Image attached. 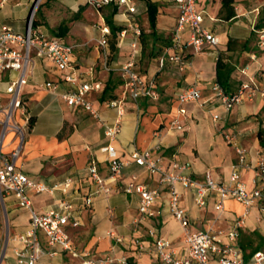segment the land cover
<instances>
[{
    "label": "crops",
    "instance_id": "obj_1",
    "mask_svg": "<svg viewBox=\"0 0 264 264\" xmlns=\"http://www.w3.org/2000/svg\"><path fill=\"white\" fill-rule=\"evenodd\" d=\"M154 1L161 2L157 17L158 33H164L170 26L171 39L177 23L178 6L168 0ZM32 2L33 0H0V32L4 28H11L19 33L25 32ZM133 2L137 11L130 18H142L143 25L148 27L146 1ZM200 2L202 10L206 12L203 25L219 36V46L205 45L201 52H194L188 47L187 66L184 69L169 61L163 69H159L158 63L144 60L141 45L142 52L137 69L147 78H156L159 99L141 97L133 100L125 94L124 81H118V76L121 75L118 68L129 58L133 35L121 34L117 52L107 59L108 48L101 46L98 41L102 35L101 27L106 22L103 12L109 5L104 6V9H96L86 4V0H45L46 10H40L38 18L41 22L34 27L48 36H60L64 41L75 45L73 59L77 68L81 69L80 81L90 79L88 71L92 66L94 79L102 84L101 89L87 94L99 112L97 117L81 106H69L62 99L61 91L53 92L39 86V82L46 79L58 80L61 75V72L46 60L38 61L35 75L24 92L33 124L25 129V140L17 166L30 177L49 184L69 176L73 177L72 187L67 194L61 191L54 194L33 191L30 197L33 207L40 212L55 208L57 201L63 197L73 201L80 225L69 226L68 231L73 247L79 251H89L92 256L101 257L114 248L118 256L127 255L128 260L134 264H153L155 252L150 251L152 241L147 235V229L155 226L162 236L171 240L176 249V257L189 256L184 231L166 203L167 186L159 183L158 175L151 174L132 162L123 169L117 181L106 178L107 154L101 148L108 145L110 140L105 135V122L113 124L117 119L121 121V131L112 141L120 157L128 158L136 149H150L154 155L162 157L169 169H172L174 161L190 162L191 169L184 172L199 180H204V173L210 170L218 180L228 181L231 165L237 156L234 147L225 138L226 133L238 134L240 144L250 151L251 158H256L258 152L264 155V146L260 142L261 131L264 136L262 101L258 98L245 99L231 111L225 112L221 99L213 90V84L217 80L219 50L233 52L227 48L230 38L248 39L253 30V22H257L259 14L256 15L253 10L242 18L236 11L233 19L225 20L219 15L221 0ZM259 7L255 6L253 9ZM123 15L119 11L115 13L113 18L116 24L126 26L118 20L125 16ZM89 18H94L95 23H89L92 21ZM61 25L68 26V31L63 36L58 34ZM255 46L252 51H242L239 56L241 62L233 63L235 69L231 73V81L234 87L229 92L236 91L241 82L249 76L256 77L259 83L264 82V48L258 46V40ZM252 53L257 55L254 60L251 59ZM225 60L231 62L228 57ZM248 64V74H243L241 70ZM8 75L0 74V94L4 102L9 97L2 92ZM109 80L117 85L114 90L117 97L100 100ZM192 85L202 90L201 100L180 105L177 100L178 92ZM112 99L120 100L119 107L109 104ZM211 112L222 113L223 119L214 125ZM16 117L24 124L25 118L20 111H17ZM178 120L183 126L182 129L174 125ZM156 130L160 131V137L154 136ZM18 142V137L9 132L2 152L10 153ZM202 142L206 144L203 145ZM221 145L227 148L225 152H220ZM92 159L96 160L99 173L106 178V184L113 187L109 194L97 191L98 184L88 171ZM134 174L137 175L138 182L161 191V196L154 205L160 213L138 228L133 220L138 216L139 196L125 191V187L133 181ZM251 174L252 171L243 170V180L249 186ZM178 188L181 192V205L188 210L190 229L193 232L208 229L209 223L217 214L214 209L216 194L210 192L207 204L198 207L194 200V188L182 185ZM88 196L92 197L91 204L86 203ZM243 210L242 203L235 198H228L221 219L214 225L215 228L231 229L236 217ZM29 225V210L20 207L13 194L0 197V241L3 240L0 264H18L14 255V249L20 244L17 237L27 231ZM110 230L122 236L123 240L118 242L114 236L108 234ZM137 237L143 240L146 247L142 255H138L136 251L134 240ZM239 243L247 260L251 259L255 251L264 250V212L258 205H255L248 215L246 226L241 230ZM43 246L46 251L43 260L49 264H84L81 257L63 250L57 244H49L45 236ZM211 264L217 263L212 261Z\"/></svg>",
    "mask_w": 264,
    "mask_h": 264
},
{
    "label": "built area",
    "instance_id": "obj_2",
    "mask_svg": "<svg viewBox=\"0 0 264 264\" xmlns=\"http://www.w3.org/2000/svg\"><path fill=\"white\" fill-rule=\"evenodd\" d=\"M178 6L177 23L173 36L168 45L164 46L158 58L159 69H163L166 62L176 63L180 69L187 66L186 48L190 47L194 52H201L205 45L217 47L220 38L210 29L203 25L206 12L198 9L199 0H168ZM86 4L101 9L107 5H117L118 11L128 18V23L121 34L125 35L128 30L132 31L131 50L128 60L118 70L124 81L125 94L133 100L141 97L159 99L160 93L157 89L155 77L147 78L137 69L139 56L142 52L140 36L142 29L136 18H130L137 9L133 0H86ZM238 16L245 15L235 7ZM256 15L259 8L254 9ZM256 18V17H255ZM253 30L257 32L258 46L264 48V28H256V20L253 22ZM111 32L110 27L105 24L101 27V38L99 44L107 45V35ZM75 45L70 44L60 36H48L36 29L33 25V15L27 19L25 32L19 33L11 28H4L0 32V74L8 73V79L2 90L7 94L8 100L4 102L0 94V197L5 194H13L20 207L30 212V225L27 231L18 235L19 246L14 249V255L18 264H49L43 260L45 248L43 236L51 245H59L63 250L70 251L82 258L84 264H128V256H118L115 249L101 257L92 256L89 251H79L71 243L69 226L80 225L79 215L73 201L63 197L57 201L55 208L40 212L33 207L31 192L51 193L61 191L67 194L72 187L73 177L64 180L46 183L34 179L17 166V159L23 148L26 131L30 125L31 118L28 113V104L24 98L25 88L34 77L38 61L46 60L61 72L58 80L46 79L39 82V86L53 92L61 91L62 99L71 107L81 106L94 116H99L94 103L87 97L93 90L102 88L100 81L94 79V68H89L90 79L80 81L76 74V64L73 59ZM256 53L251 54V59H256ZM250 65L242 68L243 74H248ZM264 75V68H263ZM65 86V87H63ZM63 88V90H61ZM213 90L221 99L225 112L231 111L235 105L245 99H260L264 106V82L259 83L256 77L249 76L243 80L238 89L233 92L226 91L216 80ZM202 98V90L197 86L182 88L177 94L180 105L199 101ZM109 104L119 107L120 100L112 99ZM20 111L25 122L17 120L16 113ZM184 112V109L181 108ZM211 119L219 123L223 114L211 112ZM175 127L182 129L179 120L174 122ZM122 128L120 119L113 124L105 122V135L110 143L101 149L107 154L108 178L117 181L123 169L134 162L145 168L149 173L159 176V183L167 186V206L169 211L179 222L184 231V240L187 244L189 256L176 257V249L172 246L169 238L162 236L159 229L150 226L147 235L152 241L150 251L155 252L154 264H264V250H257L250 260H247L239 243L241 230L246 226L247 217L252 208L258 205L264 212V155L258 152L256 158L250 157V151L239 142L238 134L229 132L225 134L226 140L234 147L236 161L231 165L228 181H220L208 170L204 173V180H199L184 171L191 169L190 162L174 161L172 169L165 164L161 156L154 155L150 149L134 150L128 158H122L116 147L112 144ZM12 132L18 137V144L8 154L2 152V146L6 135ZM154 136L160 137V131H154ZM252 171L250 184L243 180V170ZM89 173L98 184L97 191L109 194L113 187L106 184V178L98 170L95 159L91 160L88 167ZM179 185L192 187L196 191L195 204L204 207L210 192L216 194L214 209L217 214L206 230L192 231L189 227V214L186 207L181 205V192ZM128 193L139 196L138 216L133 220L136 227L149 221L160 213L154 208L155 203L161 196L158 188H151L145 183L137 181V175H133V181L126 187ZM235 198L244 205V210L236 217L233 227L229 230L215 228V223L221 219L228 198ZM86 203H92V197L86 198ZM108 234L114 236L118 242L123 237L116 235L113 230ZM136 251L142 255L146 250L143 240L135 238ZM54 254V252H52Z\"/></svg>",
    "mask_w": 264,
    "mask_h": 264
},
{
    "label": "trees",
    "instance_id": "obj_3",
    "mask_svg": "<svg viewBox=\"0 0 264 264\" xmlns=\"http://www.w3.org/2000/svg\"><path fill=\"white\" fill-rule=\"evenodd\" d=\"M147 4V15H148V28H149V37L151 39V50L154 51L152 58H156L158 60L161 52V48L164 46L168 45L171 41V39L167 41H161V35L158 33L157 29V17L159 14V8L161 6V2L159 1H154V0H145ZM221 8L219 11V15L222 19L225 20H230L233 19L236 16V10H235V0H221ZM101 9H104L102 7ZM118 12V6L117 5H109L104 9L103 15L105 18V21L107 25L110 27L111 32L107 35V45L106 47L108 48L107 50V59L109 60L110 57L117 52L118 50V40L119 36L121 35L122 31L125 29L126 26L119 25L115 23L114 20V15L115 13ZM33 25L37 26L38 22L33 20ZM256 28L261 29L264 28V18H258L256 22ZM61 31L58 33L59 35L63 36L65 33L68 31V26L66 25H61L60 26ZM254 35L256 36V42L258 39L257 32L255 30ZM144 31H142L141 36H140V43L144 47H146V41L144 43L143 38H144ZM160 42V43H159ZM233 43L234 40L232 38L229 39L227 48L233 49ZM145 44V45H144ZM160 44V46H159ZM145 47L143 48V53L145 50ZM254 47H251L249 45V40H246L243 44V50L247 51H252L255 49ZM235 65L230 62L229 60H225L222 56H219L217 60V80L219 83L225 88L226 91H230L233 89L234 84L231 81V73L234 71ZM120 83H123V78L120 79ZM117 85L113 83L112 80H109L102 92V95L100 97V100H104L107 98H116L117 94L114 93V90L116 89ZM33 124V121H30V125ZM260 142L261 145L264 146V136H262V131L260 132ZM256 250V249H255Z\"/></svg>",
    "mask_w": 264,
    "mask_h": 264
},
{
    "label": "rangeland",
    "instance_id": "obj_4",
    "mask_svg": "<svg viewBox=\"0 0 264 264\" xmlns=\"http://www.w3.org/2000/svg\"><path fill=\"white\" fill-rule=\"evenodd\" d=\"M200 1L201 0L198 1L199 2V10H202V8H201L202 7V4H201ZM234 5H235V7H237L239 9L240 12L244 13L245 15H249L254 10L253 7L260 6L259 7L260 8V13H259L257 19L258 18H264V0H235V4ZM45 8H46L45 7V0H33L32 5H31V8H30V13H29L28 16H30V14H32L33 15V20H35L38 23H40L41 22V19L38 18L40 16V14H41L40 13V10L41 9L46 10ZM245 15H242V18ZM128 18L129 17H125L124 16L123 18H120L118 20H119V22L121 24H125L127 26V23L129 21ZM89 20H92L89 23H92V24L95 23L94 18H89ZM137 20L140 23V26H141L142 31H144V33H145L144 38H143V41H144V43L146 41V43H145L146 44V47L144 46L145 47V50H144V54H143L144 57L143 58H144V60H150V61H154V62L158 63V60L152 58V55H153V52L154 51L151 50V39H150V37L148 35L149 34V28L147 26L143 25V19L142 18H137ZM41 27H42L43 30H46L45 27H43V26H41ZM24 29L25 28H23V31H24ZM127 34L132 35V31H130V30L127 31ZM160 35L162 37L161 38V41H167V40H169L170 37H171V29H170V26L165 29L164 33H160ZM246 40H249V45L251 47H254V45L256 43V36L254 35V31L253 30H251V35ZM246 40H234V43H233V46H232L233 47V49H232L233 52L232 51H227V50H225V51L224 50H221V51L219 50V54L218 55H220V56H222L224 58H227L228 57L231 60L232 63H235L237 61L241 62V58L239 59V56L242 53V51H244L243 50V44H244V42ZM159 46H160V44H159ZM162 49L163 48H161L160 52H162ZM249 56H250V54H248V57ZM248 59H250V58H248ZM166 64H167V62H166ZM80 72H81V69L80 68H76V74L78 76L80 75ZM239 77H241V74L239 75ZM118 78H119L118 81H120V79L122 78V76L120 75V76H118ZM212 123L214 125L217 124V123H215L213 121H212ZM202 143H203V145L206 144L205 142H202ZM225 150H227V148L225 146H222L221 145L220 152H222V151L225 152ZM207 155H209V154H207ZM2 244H3V240L0 241V257H1V253H2ZM132 263H133L132 261H129V264H132Z\"/></svg>",
    "mask_w": 264,
    "mask_h": 264
}]
</instances>
